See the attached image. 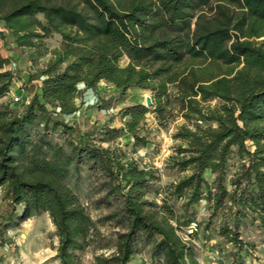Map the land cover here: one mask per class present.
Instances as JSON below:
<instances>
[{"label": "trees", "instance_id": "16d2710c", "mask_svg": "<svg viewBox=\"0 0 264 264\" xmlns=\"http://www.w3.org/2000/svg\"><path fill=\"white\" fill-rule=\"evenodd\" d=\"M78 1L83 8L0 0V37L7 33L16 48L31 49L37 58L51 55L27 77L29 103L21 111L0 110V190L12 210L21 208L4 229L47 214L59 264H81L80 254L100 234L76 192L85 169L100 176L101 191L113 199L115 209L104 220L118 228L113 251L95 256L94 264H128L146 249L149 264H199L180 232L195 223L190 210L201 201L210 210L203 234L224 211L217 235L244 264L238 254L249 245L240 239V225L248 220L264 238V43L253 40L264 37V0H228L240 11L229 14L219 6L221 16L212 21L204 10L213 0ZM53 35L62 44L50 50L43 41ZM7 62L0 54V98L13 80L4 70ZM99 82L118 96L147 91L152 101L126 108L124 127L104 128L99 143L124 137L134 152L148 142L138 134L145 115L162 121L173 107L192 125L172 136L176 143L165 169L182 176L160 188L159 202L151 198L157 170L140 168L122 149L97 145L65 123L78 110V86L93 91ZM49 124L69 135L63 145L49 139ZM35 127L42 131L34 133ZM233 155L240 163L228 189ZM205 174L216 178L209 183ZM173 199L183 201L182 214Z\"/></svg>", "mask_w": 264, "mask_h": 264}, {"label": "rangeland", "instance_id": "374dc122", "mask_svg": "<svg viewBox=\"0 0 264 264\" xmlns=\"http://www.w3.org/2000/svg\"><path fill=\"white\" fill-rule=\"evenodd\" d=\"M50 3L63 5H76L78 9L83 8V4L78 0H43ZM221 9L229 14H237L240 11L237 6L228 0H213L204 10L205 19L212 21L220 18ZM38 19L42 20L41 16ZM195 21V20H194ZM193 21V22H194ZM3 22L0 21V29ZM256 42H263L264 37L253 39ZM43 43L51 49L60 48L62 40L60 36L53 35ZM0 54L7 59L4 70L13 74V80L9 92L0 98V110L6 107L13 111H21L25 101H30L33 93L27 87L28 75L41 70L49 61L51 55L45 54L42 57H35L33 50L28 48H16L13 38L7 33L0 37ZM15 63V67L11 63ZM127 59L121 60V65H125ZM104 84V85H103ZM101 87L109 89V84L101 83ZM82 91V90H81ZM94 91V90H93ZM102 98L88 93L75 99L78 104L79 114L65 123L76 128L81 134L88 136L89 140L102 147H118L126 152L128 158L144 169L157 170L160 180L153 184L156 193L151 196L157 201L160 199V188L176 181L182 174L177 171L165 169L166 159L173 153V146L176 141L172 138L177 128L182 125L191 127L173 107L165 115V119H159L153 113H147L144 121L139 125L138 134L147 139L145 146H137L132 152L131 140L124 137L117 138L109 143H99V133L104 128L120 129L124 127L127 118H123L126 108L135 105L145 106V97H151L150 93L140 89H131L124 96L112 95L106 90H101ZM15 97L20 98V102H14ZM216 105V101L210 103ZM146 107V106H145ZM102 110V111H101ZM112 110V111H110ZM42 127H35L33 132H41ZM48 136L53 142L64 144L69 139V135L62 132V129L48 126ZM129 143V144H126ZM239 160L235 155L229 161V169L226 177V186L229 189L228 180L239 166ZM205 179L211 183L216 176L204 175ZM101 178L97 174H87L83 169L78 181L77 194L81 202L86 207L92 219L97 222L99 236L96 240L80 254L81 264H94V257L97 255L107 256L113 251V233L118 228L113 222H107L104 218L115 209V203L111 197L105 198V193L101 191ZM159 202V201H158ZM177 214H182V200H171ZM21 208L12 210L11 204L4 198L0 190V264H59L56 259L58 239L56 230L53 227L47 214L31 217L20 223L17 227L9 230L4 229V225L12 224L10 215L20 214ZM194 222L189 227L183 228L180 232L184 241L189 243L194 249V255L199 264H241L236 256L235 250L223 238L217 235L216 229L219 224L224 223L226 216L224 211L217 213L210 219L208 231L203 234L204 225L209 220L210 210L205 201H201L190 210ZM240 239L249 245L247 252L238 254L243 258L244 264H264V238L255 224L244 221L239 227ZM128 264H149L148 250H144L139 255L131 258Z\"/></svg>", "mask_w": 264, "mask_h": 264}, {"label": "crops", "instance_id": "0c3cea01", "mask_svg": "<svg viewBox=\"0 0 264 264\" xmlns=\"http://www.w3.org/2000/svg\"><path fill=\"white\" fill-rule=\"evenodd\" d=\"M101 83H104V82H99L98 84H97V86H96V88H95V90L94 91H92V90H87V91H84V87H83V85H79L78 86V89L79 90H83V94L86 92V93H88V94H91L92 96L93 95H95V96H97L99 99H101L102 98V92H101V90H106V92H110L112 95H117L118 93H117V91H116V89L113 87V86H111L110 85V87H108L109 89H105L104 87H101ZM104 85V84H103ZM76 106L78 107V104L76 103ZM102 111V110H101Z\"/></svg>", "mask_w": 264, "mask_h": 264}, {"label": "built area", "instance_id": "2783aa9c", "mask_svg": "<svg viewBox=\"0 0 264 264\" xmlns=\"http://www.w3.org/2000/svg\"><path fill=\"white\" fill-rule=\"evenodd\" d=\"M15 63L13 62V63H11V66H13V67H15ZM13 101L14 102H20V98H18V97H15L14 99H13ZM29 103V101H25L24 102V104L25 105H27ZM110 111H112V110H110ZM56 113H59V109H56ZM79 114V110H77L75 113H73L72 115H70V116H65V120H69V119H71V118H74V117H76L77 115Z\"/></svg>", "mask_w": 264, "mask_h": 264}, {"label": "water", "instance_id": "95a60500", "mask_svg": "<svg viewBox=\"0 0 264 264\" xmlns=\"http://www.w3.org/2000/svg\"><path fill=\"white\" fill-rule=\"evenodd\" d=\"M151 104H152L151 97L146 96V97H145V106H146V107H150Z\"/></svg>", "mask_w": 264, "mask_h": 264}]
</instances>
